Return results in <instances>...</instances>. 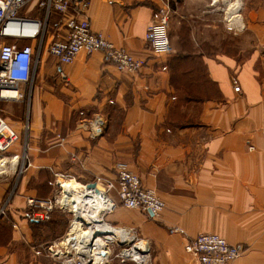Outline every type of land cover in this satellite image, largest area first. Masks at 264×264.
<instances>
[{
  "label": "crops",
  "instance_id": "crops-1",
  "mask_svg": "<svg viewBox=\"0 0 264 264\" xmlns=\"http://www.w3.org/2000/svg\"><path fill=\"white\" fill-rule=\"evenodd\" d=\"M168 1H91L93 30L146 60L136 73L118 70L101 51L61 63L48 47L55 34L65 33L63 15L52 14L31 91L32 164L15 186L0 175V209L12 194L7 215L0 217V264H63L37 255L35 247L61 239L68 226L52 236L46 226L32 224L27 198L57 197L62 175L85 183L96 175L115 178L119 161L166 202L158 218L123 205L105 216L112 226L135 228L150 241L149 264H198L185 246L203 232L244 249L230 264H264V0L244 3L236 18L227 11L225 21L238 18L245 25L243 40L236 51L203 55L206 75L186 79L192 82L188 92L181 88L180 71L190 59L177 51L156 52L146 40L154 11ZM234 3L238 9L240 2ZM95 116L105 124L93 137ZM52 215L69 222L65 209L57 207ZM174 227L180 232L172 233Z\"/></svg>",
  "mask_w": 264,
  "mask_h": 264
},
{
  "label": "built area",
  "instance_id": "built-area-1",
  "mask_svg": "<svg viewBox=\"0 0 264 264\" xmlns=\"http://www.w3.org/2000/svg\"><path fill=\"white\" fill-rule=\"evenodd\" d=\"M91 1L0 0V101L7 98H23L22 87L33 88L49 39L50 18L54 12L63 15L65 33H57L52 37L48 51L61 63H72L81 52L93 54L101 51L105 58L120 71L136 73L145 66L144 58L137 57L126 48L117 46L103 32L93 30L89 15ZM32 5L34 7H31ZM33 9L40 11L38 16L30 13ZM24 10L27 12L22 14ZM170 19L171 10L168 4L153 13L147 28L146 40L156 52L171 54L175 51L170 38ZM244 27L238 19L229 21V29L243 30ZM232 80L235 91L240 92L241 86L237 77H233ZM5 91H15V95H7ZM104 124L105 121L100 116H95L90 121L93 137L102 133ZM30 128L28 124L27 131ZM261 133L264 136V125ZM19 139V131L0 113V153L12 149ZM249 149L255 150V146L250 145ZM29 151L30 143L28 142L22 154L15 152L12 156L11 161L16 160V167L20 161H23L20 174H23L32 164ZM62 177L71 178L69 175H62ZM57 182L61 185L59 180ZM83 183L87 187L91 183L100 186L99 194L109 202L101 216L102 223L114 230L113 233H109V237L104 236L109 253L100 251L101 258L95 261L87 253L79 251L78 246L70 243L69 238L66 245L61 244L63 240L39 245L35 247V253L59 258L63 264H105L114 259L121 263L129 261L134 264L151 263L150 241L140 237L135 228L112 226L105 220V216L115 211L119 205H123L131 209L151 211L153 217L158 218L166 208L165 200L154 189L145 186L140 176L124 161L117 162L115 178L96 175L93 181ZM115 195L119 201L116 200ZM11 197L12 194L3 203L0 217L7 215ZM27 203L31 218L37 221L50 219L51 213L57 207L67 209L59 201L58 196L54 198L29 196ZM170 231L178 233L180 228L174 227ZM115 244L118 246L117 249L114 248ZM185 250L197 260L198 264H230L244 253L241 247L229 243L224 237L212 232H203L191 238Z\"/></svg>",
  "mask_w": 264,
  "mask_h": 264
},
{
  "label": "rangeland",
  "instance_id": "rangeland-1",
  "mask_svg": "<svg viewBox=\"0 0 264 264\" xmlns=\"http://www.w3.org/2000/svg\"><path fill=\"white\" fill-rule=\"evenodd\" d=\"M238 1L240 2L239 8L231 10L230 5ZM248 2H250V0H225V4L217 1L212 2V0H189V2L183 0H169L168 6L171 10L170 38L174 50L179 53H197L209 56L221 54L227 51L228 47L236 51L238 43L243 40L241 34L242 30L229 29V21H225V15L227 11L228 13L234 14L238 12V10H243L244 3ZM190 9H194V12H192L194 16H189ZM183 15L185 18L182 17ZM31 91V86H23V98H7L1 99L0 101V113L20 133V139L14 147L5 153H0V158L6 157L8 159L7 164L3 166L4 168H0L1 178H9L13 181L12 186L17 184L21 175V165L23 164V161H20L17 167L13 165L11 161L12 156L15 152L22 154L26 144L28 142L30 143L32 129L30 128V130L27 131V125L30 124L31 126ZM63 179L66 178L62 177L61 180ZM70 179L73 178L71 177ZM75 180L80 181L78 179ZM58 188L57 196L58 199H60L59 197L62 196L63 188ZM65 211L67 215H69V222L66 225L69 229L76 213H74L70 207L65 209ZM65 223L64 221L63 224ZM84 228L88 230L90 225L88 224V226H84ZM66 235L57 241L60 242L64 240ZM114 248L117 249L118 246L115 244Z\"/></svg>",
  "mask_w": 264,
  "mask_h": 264
},
{
  "label": "bare ground",
  "instance_id": "bare-ground-1",
  "mask_svg": "<svg viewBox=\"0 0 264 264\" xmlns=\"http://www.w3.org/2000/svg\"><path fill=\"white\" fill-rule=\"evenodd\" d=\"M230 6L231 10H236L237 4L232 3ZM233 17L239 16L236 14ZM4 93L15 95V91H5ZM7 160V158H0V168L7 164ZM12 163L16 165V160ZM60 182V187L63 188L62 196L59 197L60 202L76 213L68 229L69 233H67L61 244L66 245L69 238L70 243L77 245L79 251L87 253L92 259L97 261L101 258L100 251L106 254L109 253V249L106 246V237H109V233L114 232L112 228L101 221L102 212L108 207L109 202L99 194L100 186L87 187L82 183L69 179H63ZM88 224L90 228L86 230L84 226L87 227Z\"/></svg>",
  "mask_w": 264,
  "mask_h": 264
},
{
  "label": "trees",
  "instance_id": "trees-1",
  "mask_svg": "<svg viewBox=\"0 0 264 264\" xmlns=\"http://www.w3.org/2000/svg\"><path fill=\"white\" fill-rule=\"evenodd\" d=\"M202 56H203L202 54H197V53H194V54L193 53H179V55H178L179 58L187 59V60L190 59L188 64H183V66H181L182 70L180 71V74H182L184 76H181L178 73L181 76V79H184L183 82H180V84L183 86L181 88L182 89L185 88L187 92H188V87L190 86V84L192 82L185 81L186 79L194 80L195 77H205V75H206L205 66H204V63L202 60ZM28 212H29L28 217L30 218L31 223L46 226L49 229L47 231H50V235H52V236H54L53 233H55V232L57 233V229L59 230L63 226L65 228L67 225V221H66L65 217H61L60 215H57L54 217L52 215L54 213V211L51 213L50 219L39 220V221H36V220L31 218L30 209ZM64 221L66 222L65 224H63Z\"/></svg>",
  "mask_w": 264,
  "mask_h": 264
},
{
  "label": "water",
  "instance_id": "water-1",
  "mask_svg": "<svg viewBox=\"0 0 264 264\" xmlns=\"http://www.w3.org/2000/svg\"><path fill=\"white\" fill-rule=\"evenodd\" d=\"M95 183H91L90 186H95ZM151 215H153V213L151 211H149ZM102 221V220H101Z\"/></svg>",
  "mask_w": 264,
  "mask_h": 264
}]
</instances>
